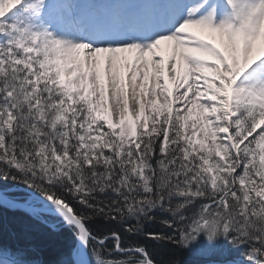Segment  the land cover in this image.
Segmentation results:
<instances>
[{"label":"snow or ice","instance_id":"obj_1","mask_svg":"<svg viewBox=\"0 0 264 264\" xmlns=\"http://www.w3.org/2000/svg\"><path fill=\"white\" fill-rule=\"evenodd\" d=\"M0 264H264V0H0Z\"/></svg>","mask_w":264,"mask_h":264},{"label":"trees","instance_id":"obj_2","mask_svg":"<svg viewBox=\"0 0 264 264\" xmlns=\"http://www.w3.org/2000/svg\"><path fill=\"white\" fill-rule=\"evenodd\" d=\"M6 219L10 220L8 224L13 223L10 214ZM62 245H63V237L61 235L54 234L44 238L40 244V252L38 258L43 259L45 261L55 260ZM183 259L185 261L191 262L194 258L191 257L189 254L185 253Z\"/></svg>","mask_w":264,"mask_h":264},{"label":"bare ground","instance_id":"obj_3","mask_svg":"<svg viewBox=\"0 0 264 264\" xmlns=\"http://www.w3.org/2000/svg\"><path fill=\"white\" fill-rule=\"evenodd\" d=\"M10 219V218H9ZM9 219H6V223H9L10 222V220Z\"/></svg>","mask_w":264,"mask_h":264}]
</instances>
